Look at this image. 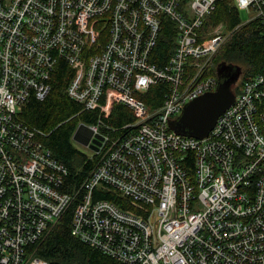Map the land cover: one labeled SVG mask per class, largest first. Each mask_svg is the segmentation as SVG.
Segmentation results:
<instances>
[{
	"label": "built area",
	"instance_id": "built-area-1",
	"mask_svg": "<svg viewBox=\"0 0 264 264\" xmlns=\"http://www.w3.org/2000/svg\"><path fill=\"white\" fill-rule=\"evenodd\" d=\"M219 1L0 0V264H50L35 248L76 201L71 235L117 264H264V75L233 87L234 104L206 138L170 126L217 90L218 77L202 72L225 29L209 38L200 29ZM234 2L264 29V0ZM166 20L176 48L159 66ZM60 61L74 72L67 96L100 113L88 126L104 137L73 192L47 135L21 118L50 94ZM159 84L163 104L150 110L137 94ZM117 105L134 122L101 133ZM96 189L116 190L126 208L96 200Z\"/></svg>",
	"mask_w": 264,
	"mask_h": 264
},
{
	"label": "trees",
	"instance_id": "trees-1",
	"mask_svg": "<svg viewBox=\"0 0 264 264\" xmlns=\"http://www.w3.org/2000/svg\"><path fill=\"white\" fill-rule=\"evenodd\" d=\"M240 11L234 0H220L215 9L206 16L200 33L204 38L218 25H225L232 31L242 24ZM264 29L259 21H252L239 28L219 50L215 66L208 75L217 76L220 63H230L233 60L240 67H246L241 84L253 76L264 75ZM176 30L174 25L166 20L160 36L158 47L152 56V61L164 66L174 54L176 48ZM203 38V39H204ZM238 62H240L238 64ZM234 64V65H236ZM242 68V67H241ZM74 76L73 70L60 61L51 78L52 90L45 100L32 98L21 113L22 120L31 128L42 131L47 136L43 142L52 150L55 157L69 170L66 184L70 191H77L90 176L100 155L90 150L89 155L78 148L73 141L80 124L96 125L99 123V112L82 111V106L67 96L66 89ZM163 85L153 86L145 94H137L150 110L159 108L163 104ZM131 110L123 106H114L111 115L104 118L101 133H108L109 129H122L134 122ZM113 135V133H112ZM95 199L111 201L119 208H126V199L114 189L97 190ZM77 202V201H76ZM70 207L51 231L45 241L35 248V255L46 259L50 264H117L116 261L92 248L71 235L72 218L77 203Z\"/></svg>",
	"mask_w": 264,
	"mask_h": 264
},
{
	"label": "water",
	"instance_id": "water-1",
	"mask_svg": "<svg viewBox=\"0 0 264 264\" xmlns=\"http://www.w3.org/2000/svg\"><path fill=\"white\" fill-rule=\"evenodd\" d=\"M218 87L186 104L182 114L170 122L171 129L179 135L202 140L206 138L216 122L235 102L233 87L242 70L234 64L220 63L217 67ZM73 141L85 148L98 151L104 137L95 134L91 127L80 124L73 135Z\"/></svg>",
	"mask_w": 264,
	"mask_h": 264
},
{
	"label": "rangeland",
	"instance_id": "rangeland-1",
	"mask_svg": "<svg viewBox=\"0 0 264 264\" xmlns=\"http://www.w3.org/2000/svg\"><path fill=\"white\" fill-rule=\"evenodd\" d=\"M240 17H241V20H242L243 23H242L238 28H236V29H234V30H232V31H229V30L226 29L225 25L220 24V25H218L213 31L209 32L210 34L207 35L208 38L211 37V36H213V34L215 35L214 32L216 31V29H217L219 26H221V25L224 26V29H225V30H223L222 33H221V34L223 35V37H224V40H223V42H222V45L220 46V48L218 49V51L213 55V57H212V61H211V64H210L209 66H205V70L202 72V76H204V75H208L209 71L213 69V67L215 66V59H216V56H217L219 50L221 49V47L227 42V40H229L230 37H231V36H232V35H233V34H234L239 28H241L242 26L248 24V23H246V22L249 21L250 15H249V13H248L246 10L240 11ZM234 61H235V60H233V61L230 62V63L236 64ZM239 63H240V62H238V64H239ZM241 64H242V63H241ZM241 64H240V65H241ZM236 65H237V64H236ZM241 67H242V69H243V73H242V75H240V76H241L240 78L243 77V75L245 74L244 71L246 70V67H244V66H241ZM240 82H241V81H238V82L236 83V85L239 84ZM178 116H180V115H178ZM176 118H178V117H176ZM176 118H175V119H176ZM100 129H101V128H100ZM75 144H76V146H77L78 148L82 149L83 151H85V152L88 153L89 155H92V152L90 151L89 148H85V147L81 146V145L78 144V143H75Z\"/></svg>",
	"mask_w": 264,
	"mask_h": 264
},
{
	"label": "flooded vegetation",
	"instance_id": "flooded-vegetation-1",
	"mask_svg": "<svg viewBox=\"0 0 264 264\" xmlns=\"http://www.w3.org/2000/svg\"><path fill=\"white\" fill-rule=\"evenodd\" d=\"M240 66V65H239ZM241 68V67H240ZM241 70H242V73H243V69L241 68ZM242 75V74H241ZM241 77V76H240ZM243 78V77H242ZM242 78H239V80L238 81H241L242 80Z\"/></svg>",
	"mask_w": 264,
	"mask_h": 264
}]
</instances>
